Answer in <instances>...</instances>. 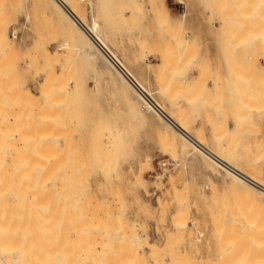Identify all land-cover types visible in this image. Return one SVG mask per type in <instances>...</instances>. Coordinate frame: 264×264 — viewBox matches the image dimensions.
Returning <instances> with one entry per match:
<instances>
[{"label":"rangeland","instance_id":"374dc122","mask_svg":"<svg viewBox=\"0 0 264 264\" xmlns=\"http://www.w3.org/2000/svg\"><path fill=\"white\" fill-rule=\"evenodd\" d=\"M66 1L88 26L99 25L108 46L200 143L230 160L259 159L264 167V0H188L189 13L174 21L166 0ZM54 7L62 11L55 0H0V161L13 169L17 160L28 162L36 171L30 177L28 163L17 174L0 169L6 184L0 186V206L11 217L30 219V228L24 224L30 231L18 227L16 241L24 238L31 251L55 248L57 264L91 245L105 247V256L117 254L122 264H134L137 254L140 264H264V246H257L264 244V200L261 205L241 195L236 180L200 154L187 156L196 149L174 130L172 142L161 131L166 121L142 109L137 92L93 51L77 23ZM114 134L126 141L116 142ZM41 160L54 165L38 172ZM32 201L53 209L51 221L40 205L33 210ZM252 219L260 226L252 229L254 238L251 231L243 234ZM186 220L190 228L179 229ZM254 248L261 256L253 255Z\"/></svg>","mask_w":264,"mask_h":264},{"label":"bare ground","instance_id":"6f19581e","mask_svg":"<svg viewBox=\"0 0 264 264\" xmlns=\"http://www.w3.org/2000/svg\"><path fill=\"white\" fill-rule=\"evenodd\" d=\"M47 1V0H46ZM50 1V0H49ZM262 2V1H261ZM57 3V6H60L61 8H62V11H65L64 12V14L65 13H67L68 14V17L70 16L71 18V20H73V21H75V24L77 23V25H78V28H81L80 30H83L84 31V34L86 35V37L89 39V41H90V43H91V46L93 47L92 49H93V51L95 52V53H97V54H99L100 55V53L99 52H101L102 54H103V56L104 57H106L107 58V60L111 63V65H112V62H111V60H110V58H109V56L107 55V53L105 52V50L95 41V39H93L92 38V36L85 30V28L82 26V24L80 23V21L81 22H84L75 12H74V10L68 5V3H67V1L66 0H55V4ZM262 5V4H261ZM263 7V6H262ZM54 10H56V11H58L59 10V8L58 9H55V7H54ZM59 11H61V10H59ZM61 11V12H62ZM61 12H59V14L61 13ZM57 13V12H56ZM58 16V15H57ZM60 18V17H59ZM66 18V17H65ZM66 23V22H65ZM260 24V23H259ZM65 26V25H64ZM80 26V27H79ZM259 26H262V24L261 25H259ZM258 26V27H259ZM90 28H91V31H92V33H94V35H95V37L98 39V41L101 43V45L109 52V53H111L115 58L117 57L120 61H121V63H122V65L124 66V68H125V70L127 71V73L128 74H130L131 76H132V78L135 80V82H136V84H134L130 79H129V77L121 70V69H119V68H117V67H115L114 66V68H115V70L128 82V84L137 92V94H138V96H139V98H140V101H141V107H142V109L143 110H145L146 112H153V113H155L157 116H159V118H162L164 121H166V124L168 125V126H170L171 127V129H169V128H167L166 127V124L164 125V124H162L159 120H157V119H153V120H156V121H153L152 120V122L153 123H159L158 125L161 127L162 125H164V127H161L162 128V130L161 131H163L165 134H167V136H168V138H170V140L172 141H175V134H174V132L172 131V130H174L175 132H177L182 138H184L187 142H189L195 149H196V151L197 152H195V151H190L188 154H187V156L189 155V156H194V157H196V155L197 154H200L206 161H211V162H213L214 164H216L217 165V167L219 166V168H222V170L224 171H226L234 180H236V184L237 185H235V186H238V187H240L241 189H242V191L240 190V192L241 193H243V194H241V195H245V196H247V198L249 197V198H251V200L252 201H255L256 200V202L258 203V202H261V200H264V167H263V164H261V162H259L258 160L256 161H252V160H250V159H241V160H239V158L238 159H234V160H230V159H228V158H226V157H224L223 155H221L222 153L221 152H219V151H215L214 149H211V148H209V147H206L204 144H202V143H200L199 141V138H197V137H195V136H193V135H191L185 128H183V126H181L171 115H170V111L168 112V110H166L163 106H162V104L158 101V99L156 98V96H155V94H154V92H152L150 89H146L145 87L146 86H143L142 84H141V82L140 81H138V79H137V77H135L134 75H133V73L130 71V69L125 65V63L122 61V59L117 55V53L111 48V46H108V44L106 43V40H105V38L102 36V35H100L99 33H98V27H99V25L96 23V22H93V25L92 26H89ZM264 28V27H263ZM262 29V27L260 28V30ZM77 30V29H76ZM259 30V29H258ZM263 30V29H262ZM73 31H75V30H73ZM262 32V31H261ZM259 33V32H258ZM71 34V33H70ZM259 35H260V33H259ZM71 36H72V34H71ZM257 36V35H256ZM78 37V36H77ZM76 37V38H77ZM80 37H81V35H80ZM83 38V37H82ZM250 38H252V37H250ZM256 38V37H255ZM255 38H253V39H255ZM258 39V38H257ZM263 39V38H262ZM249 41H250V39L248 38V42H247V44H249ZM243 43V42H242ZM241 43V44H242ZM245 44H246V42H244ZM84 46V45H83ZM235 47V46H234ZM86 48V47H85ZM97 48V49H96ZM91 49V50H92ZM237 49V48H236ZM88 50V49H87ZM97 50H99V52L97 51ZM235 50V49H234ZM233 51V50H232ZM47 52H50V50H47ZM86 52V51H85ZM88 56V55H87ZM51 57V56H50ZM88 59L90 60V62L91 63H93V64H95V61H96V57L94 56V55H91L90 54V57L88 56ZM88 62V61H87ZM51 68V67H50ZM95 68H96V71H97V74H99L100 75V73L98 72L99 71V66H97V65H95ZM153 69V68H152ZM49 74V73H48ZM50 74H52V73H50ZM49 74V75H50ZM110 74V73H109ZM115 74V73H114ZM57 76V75H56ZM98 75H96L95 76V87H98L99 85H98V77H97ZM58 77V76H57ZM118 77V76H117ZM158 77V76H157ZM94 78V77H93ZM115 79V78H114ZM46 81V80H45ZM114 81V80H113ZM47 85H48V83H47ZM2 87V86H1ZM47 88V87H46ZM117 88V87H116ZM122 88V87H121ZM118 90V89H117ZM48 91V90H47ZM58 91V90H57ZM53 93H55V92H53ZM118 93H119V91H118ZM153 101V102H151L147 97H146V95ZM121 95H122V93H121ZM124 97H125V95H124ZM126 98V97H125ZM128 98H131L130 97V94H129V96H128ZM56 99H57V97H56ZM127 99V98H126ZM58 102V101H57ZM126 102H127V100H126ZM132 103V102H131ZM127 104H129V103H127ZM133 105V104H132ZM54 106V105H53ZM133 109V108H132ZM135 109H136V107H135ZM61 111V110H60ZM136 112V111H135ZM136 113H141V110L140 109H137V112ZM17 118V117H16ZM59 118H61V117H59ZM152 119V118H151ZM150 119V120H151ZM16 120H18V119H16ZM2 122H3V120H2ZM4 124V123H3ZM7 124V123H6ZM2 125V124H1ZM10 125V124H9ZM156 125V124H155ZM2 130V129H1ZM120 131V130H119ZM121 131H122V129H121ZM160 131V132H161ZM162 132V133H163ZM2 133V132H1ZM20 133V132H19ZM119 133V132H118ZM163 133V134H164ZM117 134V133H116ZM116 134H114L115 136H116ZM121 134V133H120ZM117 135L116 136V142H120V143H124L125 141H126V139H125V137L123 138L121 135ZM164 134V136H166ZM42 136V135H41ZM115 136H114V139H115ZM43 137H45L44 139H43V143H44V140H46V136H43ZM195 137V138H194ZM8 139H9V137H7ZM37 138V137H36ZM197 138V139H196ZM12 140H13V137L11 138ZM10 139V140H11ZM165 139H166V137H165ZM17 140V139H16ZM40 140V139H39ZM167 140V139H166ZM199 140V141H198ZM28 141V140H27ZM172 141V142H173ZM5 142H7V141H5ZM13 142V141H12ZM51 142V141H50ZM202 142V141H201ZM42 143V144H43ZM51 143H53V142H51ZM13 144L14 143H12V146H13ZM26 144H27V142H26ZM25 144V145H26ZM47 144H48V142H47ZM173 144H175V142L173 143ZM8 145V144H7ZM14 145H16V144H14ZM12 146H11V148H12ZM29 146H30V149H31V147H32V144L30 145L29 144ZM36 146V145H35ZM46 146V145H45ZM183 146V145H182ZM181 146V147H182ZM9 147H10V144H9ZM15 147V148H14ZM13 147V149H15L14 150V154H16L17 152H18V148H16V146H14ZM188 148V146L187 145H184V148ZM27 148V147H26ZM183 148V147H182ZM25 149V148H24ZM23 149V150H24ZM9 150H10V148H9ZM8 150V151H9ZM12 150V149H11ZM3 151V150H2ZM1 151V152H2ZM27 151H29V150H27ZM35 151V150H34ZM33 150L31 151V152H34ZM49 151V150H48ZM11 152V151H10ZM47 152V151H46ZM219 152V153H218ZM7 153V152H6ZM3 154V153H2ZM11 154V153H10ZM18 154V156L20 155V152H18L17 153ZM30 154H32V153H30ZM34 155H35V153H33ZM37 154V153H36ZM48 154V153H47ZM9 155V154H8ZM10 156V155H9ZM12 156V155H11ZM15 156H17V155H14L13 156V158L15 157ZM25 156H29V155H25ZM42 156V155H41ZM229 157V156H228ZM235 157V156H234ZM246 157V156H245ZM13 158H11V159H13ZM29 158V157H28ZM193 158V157H192ZM236 158V157H235ZM194 159V158H193ZM9 160V159H8ZM14 160V159H13ZM17 160V159H16ZM21 160V159H20ZM28 160H30V159H28ZM37 160V159H36ZM49 160V159H48ZM4 161H6L7 162V160L6 159H4V160H2V162L5 164V162ZM15 161V160H14ZM26 161V160H25ZM17 163H20L18 166L19 167H17L18 169H13V168H11L9 165H11V164H9L8 165V163L9 162H7L6 164H5V166H4V164L2 165V163H1V161H0V165H1V170L4 172V170H6L5 172L7 173V172H9V171H7L8 169H6L5 167L7 166V167H9V168H11L10 169V172H9V174L11 173V171H14V173L16 172V174H17V171L16 170H18V172L20 173V172H23L22 170H21V168H20V166L22 165V168H24V167H26L27 165H26V163H28V162H18V160L16 161ZM35 163H37L36 161H34ZM51 161H44V160H41L40 162H38V164H37V168H38V172H43L42 170H44V168H46L48 165H49V163H50ZM263 162V161H262ZM22 163V164H21ZM12 164L14 165L15 163L14 162H12ZM24 164V165H23ZM29 164V163H28ZM51 164L52 165H54L53 164V162H51ZM67 164V163H66ZM31 164H29V166H27V168L29 167V169H31L30 171V177H32L33 176V174H34V172H35V174H36V171L34 170V169H32V168H30L31 166H30ZM3 166H4V168H3ZM51 166V165H50ZM14 167H15V165H14ZM49 167V166H48ZM53 167V166H52ZM216 167V168H217ZM20 168V169H19ZM55 169V168H54ZM59 169V168H58ZM0 170V173H2V171ZM24 170H25V168H24ZM137 170V169H136ZM57 171V170H56ZM138 171V170H137ZM135 172V174L136 173H139L140 172V170H139V172ZM4 172V173H5ZM33 172V173H32ZM58 172V171H57ZM41 174V173H40ZM44 174V173H43ZM49 174V173H48ZM48 174H47V176H48ZM5 175H8V174H5ZM134 175V174H133ZM137 175H139V174H137ZM137 175H135V177H138ZM40 175L38 174L37 175V179L36 180H38L39 182H40V180L41 179H39L40 177H39ZM24 176H22V178H23ZM29 177V178H30ZM41 177H42V174H41ZM55 177V176H54ZM1 179V185L0 186H2L3 184H5V183H3L2 184V176L0 177ZM25 178H27V176L25 177ZM35 178V177H34ZM31 179V178H30ZM29 179V180H30ZM43 179V178H42ZM52 182H51V186L52 185H54V178H49ZM135 179H137V178H135ZM230 180V179H229ZM6 181V180H5ZM8 181V180H7ZM44 181V179L42 180V187L41 186H39V187H41V189L45 186V181ZM135 181H137V180H135ZM32 182V185L33 184H35V186H38L39 185V182H37L36 181V183H35V181H31ZM34 182V183H33ZM21 183V182H20ZM22 183H24L23 181H22ZM30 184V183H29ZM136 184V183H135ZM230 184V183H229ZM6 185V184H5ZM17 185V184H16ZM31 185V184H30ZM30 186V188L32 187V189H33V186ZM41 185V184H40ZM231 186V185H230ZM233 186H234V184H233ZM12 187H15V186H12ZM27 187V186H26ZM39 187H36V188H39ZM232 187V186H231ZM2 188H4V186L2 187ZM21 189V188H20ZM40 189V190H41ZM235 189H236V187H235ZM1 190V189H0ZM30 190V189H29ZM36 190H38V189H36ZM139 190V189H138ZM233 190V189H232ZM33 191V190H32ZM43 191H45V190H43ZM234 191V190H233ZM42 192V191H41ZM236 192V191H235ZM239 192V191H238ZM237 192V193H238ZM34 193H36V192H34ZM46 193V192H45ZM48 193V192H47ZM1 194V193H0ZM43 194V193H42ZM18 195H19V193H18ZM33 196H36V195H32V197ZM39 197H41L39 194L37 195V198H36V200L39 198ZM13 198V197H12ZM18 199H20V198H18ZM24 199H25V197H24ZM31 199V198H30ZM35 199V198H34ZM253 199H255V200H253ZM35 200V201H36ZM25 201V200H24ZM35 201H32V203L31 202H29L30 204H33ZM38 201H40V199H38ZM42 201V200H41ZM45 202V201H44ZM49 202V203H48ZM2 203H3V201L1 202L0 201V205H2ZM5 203V202H4ZM10 203H12V202H10ZM16 202H14V204H15ZM36 203V202H35ZM39 203V202H38ZM47 203L50 205L51 204V200L50 201H47ZM13 204V205H14ZM25 204V203H24ZM30 204H28V205H30ZM41 204V203H40ZM40 204H38V205H40ZM48 204H46L47 205V209L45 210V209H43V208H45V205L41 208V205H40V208H39V210H40V212L42 211H47L48 213H45L44 215H48L49 214V211H50V213H51V211L53 210H49V205ZM263 204V202H261V205ZM10 205H12V204H8V207L10 206ZM12 205V206H13ZM36 205V204H35ZM37 205V206H38ZM259 205V204H258ZM2 206H4V205H2ZM2 206H0V264H57V257L54 255V254H56V249L55 248H51V247H49V246H46V247H42L41 249H39V250H36V251H31V250H29V248H30V246L28 245V243H27V245H26V243H25V241H24V238H22V240H18V241H16V239H15V237H14V234L16 233V231L18 230V227H20V226H23L24 228H25V230H26V227L24 226V224H27L28 225V223H29V221H30V219L28 220V219H26V216L25 217H23L22 215L24 214V212H25V215H26V211L23 209V214L21 215L22 217H19V216H15V218L13 217L14 216V213H13V219H12V217H11V215L12 214H10V212L8 211V210H6L4 207H2ZM5 206H7V204L5 205ZM19 205H17V207H18ZM24 206V205H23ZM31 206H33V208H35V207H37V206H34V204L33 205H31ZM11 207V206H10ZM146 207V206H145ZM263 207V206H262ZM12 208H14V207H12ZM12 208H10V209H12ZM22 208H25V207H22ZM31 208V207H30ZM29 208V209H30ZM20 209V208H19ZM25 209H27V207L25 208ZM36 209V208H35ZM35 209H33L35 212L37 211V209L35 210ZM21 210V209H20ZM30 210H32V208L30 209ZM38 210V211H39ZM19 211V210H18ZM44 211V212H45ZM13 212V211H12ZM32 212V211H31ZM35 212H32V213H35ZM18 213V212H17ZM32 213H30L31 215H32ZM52 213H53V211H52ZM51 213V214H52ZM10 214V215H9ZM39 214V213H38ZM37 214V215H38ZM50 214V215H51ZM34 216V215H33ZM49 216V215H48ZM92 216V214L90 215V217ZM18 217H19V220H15L14 221V219H18ZM30 216H28V218H29ZM39 217V216H38ZM97 217V216H96ZM22 218V219H21ZM23 218L24 219H26V220H23ZM33 218V217H32ZM41 218H42V216H41ZM41 218H39V219H41ZM51 218H54L53 216L51 217ZM234 220H235V222L236 223H238V221H236V219H235V217H232ZM231 218V219H232ZM36 219V218H35ZM34 219V220H35ZM39 219H36L35 220V222H37ZM44 219H48V220H50V216L47 218L46 216H45V218ZM96 219H98V218H96ZM241 219H243L242 217H241ZM240 219V220H241ZM21 220V221H20ZM45 220V221H46ZM93 220V219H92ZM189 220V219H188ZM233 220V221H234ZM245 221H246V219H244ZM251 220V219H250ZM250 220H248V221H250ZM253 220V219H252ZM32 221V220H31ZM51 221V220H50ZM90 221V220H89ZM242 221V220H241ZM244 221V222H245ZM28 222V223H27ZM34 222V221H33ZM40 222H42V221H40ZM48 221H46V223H47ZM93 222V221H92ZM187 220H186V222L185 223H183V224H181V225H177L178 227H179V229H188V228H190L189 227V224H187ZM194 222V221H193ZM232 222V221H231ZM243 222V221H242ZM45 223V224H46ZM89 223V222H88ZM99 223V222H98ZM180 223V222H179ZM230 223V222H229ZM48 224V223H47ZM50 224V223H49ZM53 224V223H52ZM92 224V223H91ZM96 224H97V222H96ZM107 224V223H106ZM193 224V223H192ZM194 224H195V222H194ZM233 224V223H232ZM241 225H242V223H240ZM245 224V225H244ZM242 226L245 228L244 230H243V234H247V235H250V233H251V236L253 235L252 233L254 232V231H257V230H254L253 232H252V229H255L256 227H260V226H258V225H256L257 224V222H256V224H255V222H254V220H253V222L252 221H250V223H244ZM34 225V223L32 224V226ZM36 225H38V224H36ZM54 225V224H53ZM102 225V224H101ZM100 225V226H101ZM108 225V224H107ZM29 228H30V223H29ZM27 226V227H28ZM44 226V225H43ZM52 226V225H51ZM98 226V225H97ZM232 227L234 226V225H231ZM38 227H40L39 225H38ZM55 227V226H54ZM87 227V226H86ZM89 227V226H88ZM91 227V226H90ZM235 227V226H234ZM233 227V228H234ZM237 227V226H236ZM239 227V226H238ZM262 227V226H261ZM20 228H22V227H20ZM33 228H35V227H33ZM52 228V227H51ZM99 228H101V227H99ZM103 228V227H102ZM104 228H105V226H104ZM224 227H222V229H223ZM40 229V228H39ZM44 229H46V228H44ZM108 229V228H107ZM258 229V228H257ZM263 227H262V229H260V230H262V232H263ZM47 230V229H46ZM53 230V229H52ZM87 230V228L85 229V231ZM92 230V229H91ZM96 230H97V228H96ZM99 230V229H98ZM230 230H231V228H230ZM234 230V229H233ZM26 231H30V229H28L27 228V230ZM26 231H24L25 233H26ZM39 231V230H38ZM42 231V233L41 234H44V232H47V231H45V230H41ZM232 231V230H231ZM251 231V232H250ZM88 232V231H87ZM87 232H86V234H87ZM97 232V231H96ZM250 232V233H249ZM261 232V231H260ZM22 233V232H21ZM33 233V232H32ZM40 233V232H39ZM49 233H51V232H49ZM84 233V232H83ZM100 233H101V231H100ZM226 233H228V232H226ZM237 233V232H236ZM102 234V233H101ZM101 234H99V235H101ZM222 234V233H221ZM258 234V233H257ZM22 235V234H21ZM38 235V234H37ZM47 235H49V234H47ZM104 235V234H103ZM109 235H111V233H109ZM232 235V234H231ZM256 235V234H255ZM255 235H253V237L252 238H254V236ZM262 235V234H261ZM261 235H259V238H260V236ZM25 236V235H24ZM35 236V235H34ZM34 236H32V237H34ZM41 237H42V235H40ZM54 236V235H53ZM257 236V235H256ZM18 237V236H17ZM44 238L46 237V236H43ZM77 237V236H76ZM101 237V236H100ZM105 237V236H104ZM220 237H221V235H220ZM235 237V236H234ZM233 237V238H234ZM262 237V236H261ZM13 238L15 239L13 242H12V240H13ZM35 238V237H34ZM50 238V237H49ZM84 238V237H83ZM87 238V237H86ZM86 238H84V239H86ZM93 238V237H92ZM106 238H109V237H106ZM137 238H139V237H137ZM224 238H227V237H224ZM230 238H232V237H230ZM237 238V237H236ZM241 239V235H240V237H238V239ZM243 238V237H242ZM245 238H247L248 239V237H245ZM20 239V238H19ZM33 239V238H32ZM38 239V238H37ZM41 239V238H40ZM84 239H82L83 240V242L82 241H80L79 240V242H81V243H87V242H85L84 241ZM228 239V238H227ZM237 239V240H238ZM251 239V238H250ZM250 239H248V240H250ZM258 239V238H257ZM262 239V238H261ZM44 240H46V239H44ZM43 240V241H44ZM88 240V239H87ZM101 240V239H100ZM114 240V239H113ZM125 240V239H124ZM202 240V239H201ZM252 240V239H251ZM255 240H256V238H255ZM255 240H254V244H255ZM263 240V239H262ZM8 241H11V244L9 245V244H7V242ZM34 241V240H33ZM33 241H32V244H33ZM36 241V240H35ZM52 241V240H51ZM95 241V240H94ZM228 241V240H227ZM230 241H231V239H230ZM239 242H240V240H238ZM237 241V242H238ZM245 241V240H244ZM258 241V240H257ZM41 242H42V239H41ZM117 242V241H116ZM115 242V243H116ZM119 242V241H118ZM117 242V243H118ZM139 242H141V241H139ZM236 241L234 242V243H237ZM262 242V241H261ZM10 243V242H9ZM96 243V242H95ZM99 243H102V242H99ZM98 243V244H99ZM227 243V242H226ZM234 243H232V244H230V242L228 243L230 246H231V251L232 252H235V251H237V250H235V246H236V244H234ZM241 244H242V242H240ZM244 243V242H243ZM249 243V242H248ZM247 243V244H248ZM263 243V242H262ZM262 243H259L258 242V244H257V246H258V250L260 251V249H263L262 248V246H264V244L262 245ZM34 244H36V243H34ZM43 244V242L41 243V245ZM53 244V243H52ZM52 244H50L51 246H54V244L52 245ZM85 244H84V246H85ZM90 244V243H89ZM253 244V243H252ZM47 245V244H46ZM49 245V244H48ZM87 245V244H86ZM95 245V244H94ZM102 245H103V243H102ZM105 245H107V244H105ZM105 245H103V246H105ZM111 245V244H110ZM226 245V244H225ZM237 245H239V243L237 244ZM244 246L246 245V243L245 244H243ZM32 246V245H31ZM100 246H101V244H100ZM112 246H114V244L112 245ZM240 246V245H239ZM249 246V245H248ZM252 246V245H251ZM256 245H254V247H255ZM38 247V246H37ZM41 247V246H40ZM87 247V246H86ZM89 247V246H88ZM91 247H93L92 245H91ZM91 247H89L88 249H86L85 247V249L86 250H84V248H81V249H83L81 252H82V254H81V252H80V254L77 256L76 255V257H74L73 256V258H66L67 259V264H122V258H121V262L120 261H117L119 258H118V256H117V254L115 255V256H117V257H115L114 256V254H113V256L115 257H112V255H108V256H105V252H103V251H105V247H103V248H101L100 250L99 249H97L96 247H93V248H91ZM102 247V246H101ZM110 247V246H109ZM241 247V246H240ZM248 248V247H247ZM31 249V248H30ZM52 249H54L55 251H53ZM124 249H125V247H124ZM108 250V249H107ZM230 250V249H229ZM235 250V251H234ZM238 250H239V248H238ZM249 250H250V248L248 249V250H245V251H248V253L250 254V252H249ZM80 251V250H79ZM109 251V250H108ZM239 251H241V250H239ZM238 251V252H239ZM242 251H243V249H242ZM241 251V252H242ZM244 251V252H245ZM252 251H253V255H255V253H259L258 251H257V249L256 248H254V249H252ZM254 251H257V252H254ZM100 252H103V253H100ZM107 252V251H106ZM237 252V253H238ZM240 252V253H241ZM227 253V252H226ZM100 254H103L104 255V257L103 256H101ZM123 254V253H122ZM242 254V253H241ZM252 254V253H251ZM250 254V255H251ZM261 253H259L258 255H260ZM133 255V254H132ZM224 255V254H223ZM257 255V254H256ZM120 256V255H119ZM247 256H249L248 254H247ZM261 256V255H260ZM72 257V256H71ZM121 257H123V256H121ZM252 257V256H251ZM256 258L258 257V256H255ZM117 258V259H116ZM138 258V259H137ZM139 258H141V256L140 257H138V254H137V256H136V261L134 262V264H138L140 261H138L137 262V260H140ZM233 259V258H232ZM246 259V258H245ZM253 260H255L254 258H253ZM258 260V259H257ZM134 261V260H133ZM259 261V260H258ZM120 262V263H119ZM131 262V261H130ZM129 262V263H130ZM137 262V263H136ZM229 263V262H228ZM257 263V262H256ZM123 264H125L124 262H123ZM128 264V263H127ZM140 264V263H139ZM235 264V263H234ZM246 264V263H245ZM250 264V263H249ZM255 264V263H254Z\"/></svg>","mask_w":264,"mask_h":264},{"label":"built area","instance_id":"2783aa9c","mask_svg":"<svg viewBox=\"0 0 264 264\" xmlns=\"http://www.w3.org/2000/svg\"><path fill=\"white\" fill-rule=\"evenodd\" d=\"M177 5H178V9L179 11L184 15L185 13H187V10H188V3L186 0H178L177 1ZM80 23L82 24V26L85 28V30L92 36L93 39H95V41L105 50V52L107 53V55L109 56L111 62H112V65L121 69L128 77L129 79L134 83L136 84L135 80L132 78V76L130 74L127 73V71L125 70L124 66L122 65L121 61L116 57H114L111 53H109L102 45L101 43L98 41V39L95 37L94 33H92L91 31V28L85 23V22H81ZM15 31V30H13ZM12 31V34L15 36L16 35V31L13 32ZM137 85V84H136ZM146 95V94H145ZM146 97L151 101L153 102L147 95Z\"/></svg>","mask_w":264,"mask_h":264},{"label":"crops","instance_id":"0c3cea01","mask_svg":"<svg viewBox=\"0 0 264 264\" xmlns=\"http://www.w3.org/2000/svg\"><path fill=\"white\" fill-rule=\"evenodd\" d=\"M177 1L178 0H166V4L168 5L169 9H170V15H169V19L171 21H174L175 19L173 18L175 15L178 16V15H182V13L179 11L178 9V5H177ZM187 3H188V10L187 12L189 13V2L188 0H186ZM149 7V6H148ZM193 22H194V26L197 25V16L195 15L194 18H193ZM214 25L215 26H218L219 25V21L216 20L214 21ZM204 34H206L207 36H209V34L207 33V29H204Z\"/></svg>","mask_w":264,"mask_h":264}]
</instances>
